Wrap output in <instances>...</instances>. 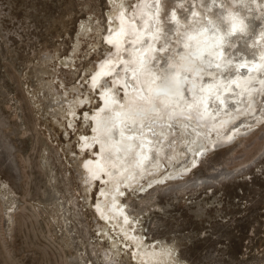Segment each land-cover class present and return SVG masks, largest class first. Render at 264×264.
Returning <instances> with one entry per match:
<instances>
[{"label": "rangeland", "instance_id": "rangeland-1", "mask_svg": "<svg viewBox=\"0 0 264 264\" xmlns=\"http://www.w3.org/2000/svg\"><path fill=\"white\" fill-rule=\"evenodd\" d=\"M114 2L0 0V264H147L142 250L169 248L184 264H264V123L183 180L122 188L126 231L142 239L135 255L120 220L105 225L94 210L104 184L85 192L68 148L80 155L79 134L91 133L84 114L101 104L88 80L111 48ZM47 82L70 98L77 86L89 101L72 118L52 117ZM200 176L202 187L176 189Z\"/></svg>", "mask_w": 264, "mask_h": 264}, {"label": "bare ground", "instance_id": "bare-ground-1", "mask_svg": "<svg viewBox=\"0 0 264 264\" xmlns=\"http://www.w3.org/2000/svg\"><path fill=\"white\" fill-rule=\"evenodd\" d=\"M114 1L104 33L111 48L88 80V87H99L101 104L85 113L90 135L79 134L80 155H90L68 152L85 192L97 180L104 184L94 210L105 225L120 220L135 255L142 239L126 231L131 218L122 188L144 179L150 186L183 180L210 153L264 123V0ZM45 84L52 117L65 109L72 118L89 101L77 86L71 89L78 96L70 98ZM165 164L170 172L155 176ZM208 181L200 176L176 189ZM142 252L147 264H184L171 248Z\"/></svg>", "mask_w": 264, "mask_h": 264}, {"label": "flooded vegetation", "instance_id": "flooded-vegetation-1", "mask_svg": "<svg viewBox=\"0 0 264 264\" xmlns=\"http://www.w3.org/2000/svg\"><path fill=\"white\" fill-rule=\"evenodd\" d=\"M90 113V112H89ZM84 116H85V114H84ZM88 121H90V119H88ZM91 122V121H90Z\"/></svg>", "mask_w": 264, "mask_h": 264}]
</instances>
